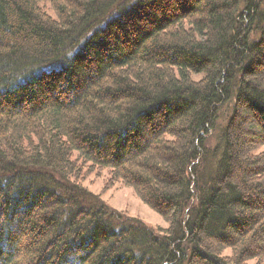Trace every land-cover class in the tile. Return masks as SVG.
Here are the masks:
<instances>
[{
    "label": "trees",
    "instance_id": "1",
    "mask_svg": "<svg viewBox=\"0 0 264 264\" xmlns=\"http://www.w3.org/2000/svg\"><path fill=\"white\" fill-rule=\"evenodd\" d=\"M88 168L167 227L110 207L79 181ZM253 260L264 0H0V264Z\"/></svg>",
    "mask_w": 264,
    "mask_h": 264
},
{
    "label": "rangeland",
    "instance_id": "2",
    "mask_svg": "<svg viewBox=\"0 0 264 264\" xmlns=\"http://www.w3.org/2000/svg\"><path fill=\"white\" fill-rule=\"evenodd\" d=\"M198 77V75L194 76V78ZM229 106L230 105L227 104L222 108L216 130L207 140V147L209 150H212L217 143V135L221 130L220 128L229 116ZM205 162L206 160L204 159L201 170H203ZM78 179L89 191L99 194L106 204L116 211L123 213V215L138 218L157 230L167 227V221L157 210L150 207L149 204L137 196L130 186L110 179L108 177V171L98 168H88L81 171ZM223 253L229 254L230 250L226 249ZM249 264H255V260L249 262Z\"/></svg>",
    "mask_w": 264,
    "mask_h": 264
}]
</instances>
